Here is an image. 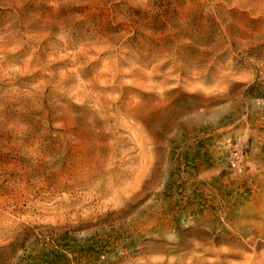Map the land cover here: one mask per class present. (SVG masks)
I'll return each instance as SVG.
<instances>
[{
    "label": "rangeland",
    "instance_id": "1",
    "mask_svg": "<svg viewBox=\"0 0 264 264\" xmlns=\"http://www.w3.org/2000/svg\"><path fill=\"white\" fill-rule=\"evenodd\" d=\"M0 264H264V0H0Z\"/></svg>",
    "mask_w": 264,
    "mask_h": 264
},
{
    "label": "built area",
    "instance_id": "2",
    "mask_svg": "<svg viewBox=\"0 0 264 264\" xmlns=\"http://www.w3.org/2000/svg\"><path fill=\"white\" fill-rule=\"evenodd\" d=\"M241 153V146L235 144L230 153V164L232 167H238L240 165Z\"/></svg>",
    "mask_w": 264,
    "mask_h": 264
}]
</instances>
